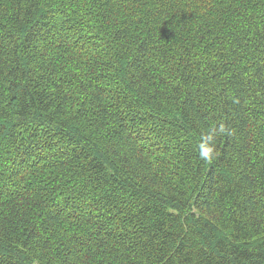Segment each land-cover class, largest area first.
I'll use <instances>...</instances> for the list:
<instances>
[{"label": "trees", "instance_id": "1", "mask_svg": "<svg viewBox=\"0 0 264 264\" xmlns=\"http://www.w3.org/2000/svg\"><path fill=\"white\" fill-rule=\"evenodd\" d=\"M33 262L264 264V0H0V264Z\"/></svg>", "mask_w": 264, "mask_h": 264}, {"label": "clouds", "instance_id": "2", "mask_svg": "<svg viewBox=\"0 0 264 264\" xmlns=\"http://www.w3.org/2000/svg\"><path fill=\"white\" fill-rule=\"evenodd\" d=\"M220 132H224V125L221 124L219 128ZM212 139L211 136H207L203 139V142L200 145V153L199 155L204 159H210L211 154L213 153V148L209 145V141Z\"/></svg>", "mask_w": 264, "mask_h": 264}, {"label": "rangeland", "instance_id": "3", "mask_svg": "<svg viewBox=\"0 0 264 264\" xmlns=\"http://www.w3.org/2000/svg\"><path fill=\"white\" fill-rule=\"evenodd\" d=\"M31 264H37L36 262H33V263H31Z\"/></svg>", "mask_w": 264, "mask_h": 264}]
</instances>
